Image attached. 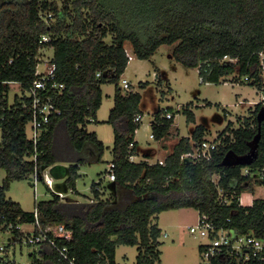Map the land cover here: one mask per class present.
I'll list each match as a JSON object with an SVG mask.
<instances>
[{"label": "trees", "instance_id": "16d2710c", "mask_svg": "<svg viewBox=\"0 0 264 264\" xmlns=\"http://www.w3.org/2000/svg\"><path fill=\"white\" fill-rule=\"evenodd\" d=\"M42 35L51 39L45 46L52 49L64 90L55 100L60 114L44 129L34 163L26 134L29 116L23 108L28 100L15 96L10 105L8 94L11 84L24 90L33 81ZM163 45H175L171 58L197 69L205 83L227 76L235 82L247 76L257 81L259 54L264 53V0H67L62 7L45 0H0V171L5 173L0 229L13 225V237L21 242L18 222L34 224L33 212L7 199L12 182L32 181L34 175L40 179L43 170L53 167L54 176L64 180L65 192L76 193L79 167L100 162L107 149L86 129L96 122L102 105L100 86L117 83L124 74L126 46L134 58L148 60ZM224 57L236 62H220ZM139 101L138 94L123 95L117 87L106 120L114 134L115 180L106 187L108 197L101 199L95 189L100 180L91 187L95 201L61 202L53 196L38 203L42 227L63 225L71 231L69 242H56L73 264H117V245L137 247L135 264H158L160 231L153 219L169 210L192 208L218 228L264 239V200L255 199L249 207L238 202L253 183L264 184L242 174L244 169L264 168V106L256 104L254 117L237 129L229 123L209 161L181 160L191 151L190 142L182 139L161 166L130 160ZM186 113L194 122L193 114ZM171 124L172 119L156 117L153 137L163 138ZM204 134L205 128L197 126L191 139L200 142ZM29 258L30 264H68L46 243Z\"/></svg>", "mask_w": 264, "mask_h": 264}, {"label": "rangeland", "instance_id": "374dc122", "mask_svg": "<svg viewBox=\"0 0 264 264\" xmlns=\"http://www.w3.org/2000/svg\"><path fill=\"white\" fill-rule=\"evenodd\" d=\"M57 7H62L67 0H45ZM111 36L105 39L109 42ZM175 45H163L148 60H139L136 57L128 62L125 74H122L117 83H104L101 87L102 105L97 112L96 122L88 123L86 129L95 132L98 139L107 148L100 162L81 166V174L76 181V189L79 194L67 195L63 202L86 203L95 201L94 193L91 190L92 184L97 183L101 178L102 184L95 189L100 194L101 199L108 197L106 187L109 180L104 175L111 160V149L114 143L113 129L106 124L109 112L114 107V96L117 87L123 95L138 94L140 101L136 113L141 116L139 130L136 138L139 141V156L146 151L154 149L157 141L149 136L153 132L151 124L154 119L163 118L167 112L174 116V130L160 143L161 148H166L167 152L172 147L169 141L178 142L181 137H187L196 126H203L205 134L204 141L211 142L218 139L219 134L227 131L228 124L232 129H237L243 125L247 117H254L252 112L259 100L257 89L249 86L241 79L238 82L233 76L220 79L219 83H205L198 74L197 69H188L171 58V52ZM130 50L129 46H126ZM52 54V49L46 50V56ZM127 80L129 89L122 87L121 80ZM24 90L16 84L10 85L8 102L14 103L15 96H24ZM187 109L194 113V122L188 120ZM179 132L175 134V132ZM1 136V132H0ZM192 137H190L191 139ZM188 139V140H190ZM190 142V141H189ZM164 146V147H163ZM157 153L155 159L161 154ZM162 160L148 161L154 164ZM68 165L62 164L67 168ZM61 170V169H60ZM5 178V173L0 171V182ZM218 176L213 177L215 183ZM255 179V178H254ZM54 189L63 193V188ZM64 184V181L62 182ZM255 184L253 185V187ZM101 187V189H100ZM64 190V191H63ZM254 191H245L241 195V203L250 205L254 199H260L264 195L262 187H254ZM38 201L50 200L52 195L47 191L43 182L37 184ZM7 199L20 204L21 208L28 213L34 211L33 187L29 179L15 181L10 184L6 191ZM198 212L192 208L169 210L160 213L153 219L157 224L160 235L158 250L160 251V262L158 264H203L200 254V243L203 242L198 237H194L187 228L194 225L198 218ZM22 239L25 234L33 231L32 224L18 222ZM166 234V237H164ZM13 238L12 231L0 229V246L6 247ZM114 240V238H112ZM9 249V248H8ZM39 250L38 245L26 247L21 241L19 245L9 249L11 260L16 264H30V255ZM115 262L117 264H135L138 250L136 246L117 245ZM14 252V254H13Z\"/></svg>", "mask_w": 264, "mask_h": 264}, {"label": "built area", "instance_id": "2783aa9c", "mask_svg": "<svg viewBox=\"0 0 264 264\" xmlns=\"http://www.w3.org/2000/svg\"><path fill=\"white\" fill-rule=\"evenodd\" d=\"M51 39L47 35H42L39 38L38 50L36 55V65L33 81L24 89V97L28 100V103H24L23 108H26L29 120L26 125L27 140L33 145V155L31 160L36 163L37 157V144L42 136V133L46 126L50 124L59 114L60 110L57 107L55 100L61 95L64 90V84L59 82L56 75V66L52 62V54L46 56V50L49 49L45 46L46 43H50ZM125 56L131 61L134 56L129 50H125ZM229 61L235 63V59L224 57L220 62ZM101 73H96V77L99 78ZM258 80L250 79L247 76L243 79L245 82H253V86L257 89L259 100L257 104L264 106V53L259 54V74ZM121 84L123 89H129L127 80L122 79ZM19 85V84H17ZM164 119H173L170 112H167L163 117ZM141 117L137 115L134 118V123L139 124ZM137 131V130H136ZM135 131V132H136ZM153 138V135H150ZM220 140L216 138L211 142L207 141H193L190 139L191 151L182 155L181 160H191L193 162L209 161L213 151L217 150ZM147 162V161H146ZM148 165H161L165 164L162 161H158L154 164ZM50 168L43 170L41 178L38 179L37 175L32 178L33 187V200L34 211L33 218L34 224L33 231L29 234H25V237L21 240L24 245H41L46 243L50 245L59 257L67 262L73 264V261L69 259L67 253L59 248L57 245V239H63L65 242H69L72 238L71 231L64 228L63 225H47L42 227L38 221V194L37 184L41 181L47 188V191L53 196H57L61 202H63L67 195H71L74 192L69 190L68 194L54 189V179L50 174ZM242 174L244 176H253L257 181L264 183V168L257 171H250L244 169ZM106 177L109 181L115 180L114 165L109 164L106 172ZM101 178L97 181V183ZM264 191V184L261 185ZM222 196V195H220ZM264 200V195L262 198ZM226 203L227 201L224 200ZM238 202L241 204V198H238ZM13 230V225L9 224L6 229ZM18 230L20 226L15 227ZM187 230L194 236L201 239L200 254L203 264H264V239L256 238L250 234H239L230 229L218 228L212 222H210L206 216L198 215L197 221L194 225H191ZM166 237V234H164ZM19 241H16L14 237L12 241L6 246H0V264H12L15 260H11L9 256V249L19 245ZM9 248V249H8ZM14 254V252H13ZM16 264V263H15Z\"/></svg>", "mask_w": 264, "mask_h": 264}, {"label": "crops", "instance_id": "0c3cea01", "mask_svg": "<svg viewBox=\"0 0 264 264\" xmlns=\"http://www.w3.org/2000/svg\"><path fill=\"white\" fill-rule=\"evenodd\" d=\"M126 69H127V67H126ZM126 69H125V72H126ZM125 72H124V74H125ZM187 111H190L189 109H187ZM192 114H193V116H194V113L192 112V111H190ZM137 115H139L138 113H137ZM140 116V115H139ZM173 116V115H172ZM96 117H97V115H96ZM141 117V116H140ZM159 119H164V118H159ZM172 120H174V116H173V119ZM195 120V119H194ZM141 122V121H140ZM174 121H172V124L170 125V127H169V130H168V132H167V134L163 137V138H160V139H157V138H155V135H154V137L153 138H151L150 136V138L151 139H154L155 141H157V145H156V147L154 148V149H151V150H149V151H146L145 152V154L144 155H142L143 157H141L140 158V156H139V141H138V139L136 138V135H137V132H138V130H139V128H138V130L135 132V134H134V137H133V141H134V143L136 144V146H135V153H134V155L131 157V161L133 162V163H139V162H141V161H156V159L157 160H162V158L164 157H166V156H170L171 154H172V152H173V150H174V148L177 146V144L180 142V140H182V139H186V140H188V139H190V137H192V133H193V131L191 132V134L189 135V136H187V137H181L179 140H178V142H174V141H169V143L173 146L172 147V149H171V151L172 152H170L169 153V151L167 152V149L166 148H161V145H160V143L162 142V141H164L165 140V137H167L168 136V134L169 133H171L172 132V130H174ZM152 125V124H151ZM197 127V126H196ZM195 127V128H196ZM151 128H152V126H151ZM175 132V134L176 133H178L179 134V132H176V131H174ZM95 133V132H94ZM152 135L154 134L153 132L151 133ZM97 136V135H96ZM98 138V137H97ZM188 141H190V140H188ZM164 147V146H163ZM159 152V154H161L160 156H159V154H158V158H156L155 159V155H157V153ZM111 161H112V154H111V160H110V162H109V164L111 163ZM109 164H108V167H109ZM81 166L79 167V170H78V174H79V176H80V174H81ZM106 172H107V170L105 171V173H104V175L106 174ZM50 174H51V176H52V178L54 179V184H55V182L56 183H58L57 185H56V187H58L59 189H61V188H63L64 187V185L62 184V182L64 181L63 179H61V178H59V179H57L55 176H54V174H53V167H51V169H50ZM111 182V181H110ZM101 184H102V182H101ZM255 184V186L254 187H262L261 186V184H259V183H253L252 185H254ZM254 187L252 186L249 190L251 191H254L253 189H254ZM64 189V188H63ZM75 189H76V184H75ZM100 189H101V187H100ZM64 191V190H63ZM246 191H248V190H246ZM76 193H78L79 194V192H78V190L76 189ZM244 193V192H243ZM242 193V194H243ZM108 194H109V192H108ZM241 194V195H242ZM263 196V195H262ZM262 196H261V198H262ZM241 197V196H240ZM255 200V199H254ZM254 200H252L251 201V204L250 205H243L242 203V205L243 206H246V207H249V206H252V204H253V201ZM20 205V204H19ZM21 207V206H20ZM23 210V209H22Z\"/></svg>", "mask_w": 264, "mask_h": 264}]
</instances>
